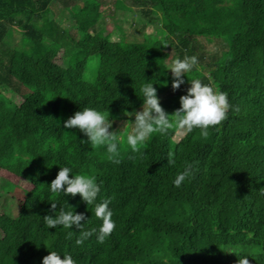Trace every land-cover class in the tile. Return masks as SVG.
<instances>
[{
  "label": "trees",
  "instance_id": "1",
  "mask_svg": "<svg viewBox=\"0 0 264 264\" xmlns=\"http://www.w3.org/2000/svg\"><path fill=\"white\" fill-rule=\"evenodd\" d=\"M109 3L0 0V170L29 187L16 204L6 198L14 215L0 210V264H43L49 251L76 264H264V0ZM119 12L138 15L137 29L160 25L161 35L128 41L117 26L102 36L104 19ZM186 55L198 65L173 90L166 61ZM194 78L228 93V118L206 139L174 128L133 152L126 135L135 117L125 114L142 110L141 86L153 84L171 115ZM84 107L109 115L120 163L63 127ZM186 163L193 174L176 187ZM60 167L96 177L94 204L51 192ZM106 198L116 227L102 244L94 233L77 245L75 226L43 220L62 208L84 214L81 230H98L94 206Z\"/></svg>",
  "mask_w": 264,
  "mask_h": 264
},
{
  "label": "clouds",
  "instance_id": "2",
  "mask_svg": "<svg viewBox=\"0 0 264 264\" xmlns=\"http://www.w3.org/2000/svg\"><path fill=\"white\" fill-rule=\"evenodd\" d=\"M198 65L196 56H184L183 59H174L170 66L173 76L172 88L177 90L185 81V73L190 72ZM191 87L187 90L186 95L180 97V107L171 115L162 108L157 95V89L151 83H145L141 86V93L144 97L142 110L132 113H126L128 117L134 116V126L126 135V143L133 152H140L142 147H146V141L154 133L167 134L169 130L176 129L182 134L191 133L195 129H200V135L208 138L209 129L221 125L227 118L231 107L228 99V93L214 88L211 84H205L200 79L194 78L190 82ZM238 111V109H237ZM113 122L109 115L92 107H84L76 111L73 116L63 123L66 129H79L84 133L93 148L106 147L107 158L114 162L120 163L119 145L122 137L117 131H110ZM167 161L169 165L175 164L174 153L169 152ZM70 167H60L55 179L50 183L52 193H61L64 195H80L87 205H92L97 200L100 193V185L96 177L87 174L72 175ZM71 174V178H70ZM193 165L186 163L182 172L178 173L174 185L180 187L186 178L192 176ZM112 198L103 199L102 202L95 203L94 215L102 221L97 230H81L85 220L82 213L65 211L60 209L59 213L53 217L45 215L43 220L49 229L63 226L66 229H72L75 226L79 229V236L75 243L82 245L85 240L89 239L94 233L97 234V241L104 243L105 239L115 230V222L112 219L113 212L109 208ZM51 209L56 210L57 204L51 203ZM72 232L68 233L71 238ZM43 264H76L72 256L61 255L56 251H49V254L43 258ZM238 264H249L247 257L238 260Z\"/></svg>",
  "mask_w": 264,
  "mask_h": 264
},
{
  "label": "rangeland",
  "instance_id": "3",
  "mask_svg": "<svg viewBox=\"0 0 264 264\" xmlns=\"http://www.w3.org/2000/svg\"><path fill=\"white\" fill-rule=\"evenodd\" d=\"M109 2H111V0H105L106 4H102L100 10L112 6ZM104 20L105 24L101 26L99 30L102 36H108L114 32L117 33V26H121L123 30V33L119 35L120 38L128 41L141 42L146 32L156 37H159L162 33V27L158 24H150L137 29L138 15L128 12H119L115 18H105ZM166 64L170 66L171 62L167 60ZM28 188L27 182L22 183L16 179L11 180L0 170V210L6 213L8 212L9 215H14L16 208L13 204L11 206L9 200L6 198L13 197L16 204V198H21L27 192Z\"/></svg>",
  "mask_w": 264,
  "mask_h": 264
}]
</instances>
